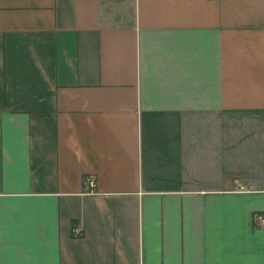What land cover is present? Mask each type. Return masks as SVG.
Masks as SVG:
<instances>
[{
    "label": "crops",
    "instance_id": "obj_1",
    "mask_svg": "<svg viewBox=\"0 0 264 264\" xmlns=\"http://www.w3.org/2000/svg\"><path fill=\"white\" fill-rule=\"evenodd\" d=\"M255 213L264 0H0V264H264Z\"/></svg>",
    "mask_w": 264,
    "mask_h": 264
},
{
    "label": "built area",
    "instance_id": "obj_2",
    "mask_svg": "<svg viewBox=\"0 0 264 264\" xmlns=\"http://www.w3.org/2000/svg\"><path fill=\"white\" fill-rule=\"evenodd\" d=\"M86 181L90 184L93 185L94 181L92 178H87ZM254 224L257 226H263L264 225V213H255L254 218H253ZM74 233L76 235L80 234V230L77 228H74Z\"/></svg>",
    "mask_w": 264,
    "mask_h": 264
},
{
    "label": "bare ground",
    "instance_id": "obj_3",
    "mask_svg": "<svg viewBox=\"0 0 264 264\" xmlns=\"http://www.w3.org/2000/svg\"><path fill=\"white\" fill-rule=\"evenodd\" d=\"M87 178H92V177H87ZM93 179V178H92ZM93 181H94V179H93Z\"/></svg>",
    "mask_w": 264,
    "mask_h": 264
}]
</instances>
